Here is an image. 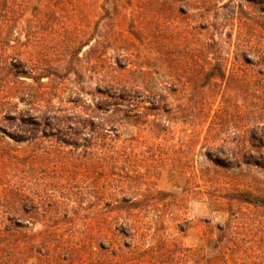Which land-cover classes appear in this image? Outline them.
I'll return each instance as SVG.
<instances>
[{"label": "rangeland", "instance_id": "obj_1", "mask_svg": "<svg viewBox=\"0 0 264 264\" xmlns=\"http://www.w3.org/2000/svg\"><path fill=\"white\" fill-rule=\"evenodd\" d=\"M258 1L10 0L0 47L10 62L30 65L38 83L15 75L0 60V94L22 109L30 98H44L43 103L100 122L113 137L100 132L76 147L42 130L38 140L23 142L0 133L2 209L18 208L24 197L18 189H25L38 200V243L46 230L69 245L83 240L97 248L107 227L123 220L119 211L108 209L107 192L121 198L162 190L171 195H152L144 211L157 236L180 240L197 256L201 251L203 264H230L226 244L218 238L219 225L233 209L237 218L231 232L239 245L250 255L264 254V206L222 197L232 188L264 197V167L215 166L204 154L203 139L187 143L193 130L182 122L175 132L154 137L143 116L72 102L79 96L96 104L104 97L98 87L117 81L163 90L176 108L200 96V81L221 62L227 77H238L224 92L236 117L234 130H244L256 114L264 121V78H257V64L242 57L248 52L255 63L264 58V2ZM215 94L220 99L223 93L216 89ZM21 96L27 100L20 101ZM167 118L157 112L149 116ZM112 143L128 146L130 155L107 164L104 145ZM186 160L187 168L181 165ZM186 220L190 225L182 232Z\"/></svg>", "mask_w": 264, "mask_h": 264}, {"label": "trees", "instance_id": "obj_2", "mask_svg": "<svg viewBox=\"0 0 264 264\" xmlns=\"http://www.w3.org/2000/svg\"><path fill=\"white\" fill-rule=\"evenodd\" d=\"M9 8L10 0H0L1 30L10 15ZM242 57L248 64H257V78H264L263 57L258 58L256 63L251 60L248 52H244ZM0 60L14 70L15 75L32 77L38 83V77L31 71L32 67L21 59H17L21 63L10 62L8 52L3 47H0ZM231 78L227 77L221 62L215 64L200 81V96L192 98L189 103H181L176 108L171 103L169 93L163 90L148 91L117 81L98 87V92L104 97L96 104L79 96L73 98L72 102L87 109L95 105L102 110L117 109L129 117L143 116L147 126L151 125L148 131L154 137L175 132L179 128V122H182L193 130L187 143L193 142L196 137L198 140L203 139L204 154L215 166L225 169L243 165L264 167L263 116L256 114L244 130L237 129L238 133L234 130L238 128L236 117L231 109L230 98L224 94L233 85ZM216 89L223 93L220 99L215 94ZM6 97L0 94V133L15 141L38 140V132L41 130L47 136L76 147L81 145L82 140L93 141L100 132L106 138L113 137L109 128L102 126L100 122L75 113L69 114L64 106L43 103L44 98L40 102L38 98H30L29 106L22 109L18 102H11ZM19 100L27 99L21 96ZM155 112L166 114L167 120H149L150 113ZM241 134L245 140L243 143L240 142ZM130 150L128 146L122 149L115 143L104 145L107 164L120 154L130 155ZM181 163L186 168L190 166L188 160ZM18 191L24 193V197L20 206L13 211L2 209L4 205L0 198V264H20V260L32 257L35 258L32 264H38V249L42 255L41 264H203L204 255L201 251L197 256V250L185 246L180 240L157 236L152 230L155 229L154 222L144 215L146 201L152 195H171V192L156 190L136 195L127 194L121 198L116 192H107L106 197L110 200L107 202L108 209L119 211L123 220L109 225L98 247L92 248L83 240L69 245L60 234L46 230L42 232L45 236L38 243V229L35 228L38 224V200L29 197L30 192L25 189L20 188ZM222 197L230 202L238 200L264 206V197L251 190L232 188L226 190ZM236 218V213L231 209L227 222L219 225L222 234L218 243L226 244L230 264H264V254H248L244 250L245 246L239 245L233 236L231 227ZM189 225L190 222L186 220L181 231L185 232Z\"/></svg>", "mask_w": 264, "mask_h": 264}]
</instances>
